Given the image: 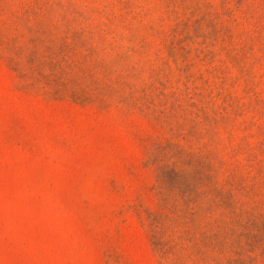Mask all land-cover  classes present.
<instances>
[{
	"label": "rangeland",
	"instance_id": "1",
	"mask_svg": "<svg viewBox=\"0 0 264 264\" xmlns=\"http://www.w3.org/2000/svg\"><path fill=\"white\" fill-rule=\"evenodd\" d=\"M0 264H264V0H0Z\"/></svg>",
	"mask_w": 264,
	"mask_h": 264
}]
</instances>
